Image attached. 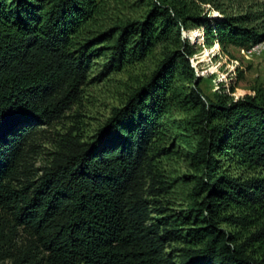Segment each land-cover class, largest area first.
Segmentation results:
<instances>
[{
    "label": "trees",
    "instance_id": "1",
    "mask_svg": "<svg viewBox=\"0 0 264 264\" xmlns=\"http://www.w3.org/2000/svg\"><path fill=\"white\" fill-rule=\"evenodd\" d=\"M102 1L0 0V264H264V96L208 100L181 39L191 25L205 44L250 47L260 16L205 21L192 7L212 0H151L140 19L83 34ZM159 45L149 77L90 139L61 135L42 174L26 176L36 131L79 101L90 58L108 54L101 77ZM174 111L189 113L197 173L187 211L151 222L146 194L168 188L155 160Z\"/></svg>",
    "mask_w": 264,
    "mask_h": 264
},
{
    "label": "rangeland",
    "instance_id": "2",
    "mask_svg": "<svg viewBox=\"0 0 264 264\" xmlns=\"http://www.w3.org/2000/svg\"><path fill=\"white\" fill-rule=\"evenodd\" d=\"M151 0H103L95 16L83 30V34L94 35L126 21L140 19L148 9ZM206 19L243 15L254 12L260 18L255 25L264 32V0H212L211 3L195 2L192 7ZM195 35V38L191 36ZM181 39L185 40L190 50V63L196 75L201 77L199 87L203 95L210 101H216L218 95H226L237 99L245 95L264 96V35L261 41L250 47L218 44H205L201 27L187 26L182 30ZM163 45L156 46L144 60L133 62L100 77L108 54L90 58L87 70V82L82 86L79 101L64 115L51 125L41 126L35 133L33 149L28 150L23 162L24 173L31 179L42 174L43 168L49 164L51 153L55 149L61 135L71 133L81 141L90 139L96 130L110 117L112 109L123 105L129 92L146 80L156 63L162 57ZM249 49H253L250 50ZM224 83V88L220 87ZM235 86L228 92V86ZM187 87L186 84L182 85ZM189 113L174 111L165 120L163 134L158 146L163 153L156 158V167L163 176L167 190L159 196H149L151 222L165 219L172 222L175 216L180 217L189 207V195L195 182L196 164L192 160L194 135L186 124ZM178 127V128H177ZM43 130V131H42ZM237 173L238 169L232 170ZM250 174L252 172L244 173ZM168 227H171L169 225ZM233 230V227L222 225ZM240 230V229H239ZM241 231V230H240ZM252 229L242 230L248 234ZM178 241L166 244L165 253L171 255L176 262ZM261 247L250 248L256 257Z\"/></svg>",
    "mask_w": 264,
    "mask_h": 264
},
{
    "label": "built area",
    "instance_id": "3",
    "mask_svg": "<svg viewBox=\"0 0 264 264\" xmlns=\"http://www.w3.org/2000/svg\"><path fill=\"white\" fill-rule=\"evenodd\" d=\"M258 47H263V48H264V46H260V45H259ZM250 50H253V49H249V51H250Z\"/></svg>",
    "mask_w": 264,
    "mask_h": 264
}]
</instances>
